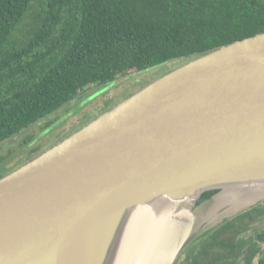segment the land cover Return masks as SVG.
Instances as JSON below:
<instances>
[{"label":"water","instance_id":"obj_1","mask_svg":"<svg viewBox=\"0 0 264 264\" xmlns=\"http://www.w3.org/2000/svg\"><path fill=\"white\" fill-rule=\"evenodd\" d=\"M254 186H264V33L163 74L3 175L0 264H118L139 209L157 214L167 201L180 205L157 215L146 263L160 264L169 246L178 264L264 202Z\"/></svg>","mask_w":264,"mask_h":264},{"label":"trees","instance_id":"obj_2","mask_svg":"<svg viewBox=\"0 0 264 264\" xmlns=\"http://www.w3.org/2000/svg\"><path fill=\"white\" fill-rule=\"evenodd\" d=\"M27 17L18 45L13 36ZM261 33L264 0H0V146L89 87L181 65ZM256 210L244 216L255 221L264 208ZM246 230L232 219L202 244L217 245L219 258L249 247L246 264H253L264 230L250 246L239 237Z\"/></svg>","mask_w":264,"mask_h":264},{"label":"rangeland","instance_id":"obj_3","mask_svg":"<svg viewBox=\"0 0 264 264\" xmlns=\"http://www.w3.org/2000/svg\"><path fill=\"white\" fill-rule=\"evenodd\" d=\"M28 19L27 17L25 22L13 36V40L18 45L20 41L24 40L27 30L29 29V24L27 23L30 19ZM178 65L180 66V63L177 61L165 66L150 69L146 72L135 71L131 74L130 79H123L116 86L106 88L102 86L89 87L77 100L67 104L61 110L43 119L41 122L29 128L26 132L22 133L17 141L11 142L10 140L5 142L6 144H2L0 146V174H8L11 172L10 170L14 171L18 169L25 164L30 156L37 157L44 151L55 146L103 112L125 100L163 74L177 68ZM258 203L260 204L253 205L250 209H246L245 212L232 218L241 228L247 229L239 237L252 236L255 228L260 223L264 222V212L258 213L259 216H257L255 221H250V219L247 218L248 216H244L253 210L258 211L256 209L262 207V204H264L263 201ZM195 244L197 243L189 246L186 253L192 251Z\"/></svg>","mask_w":264,"mask_h":264},{"label":"bare ground","instance_id":"obj_4","mask_svg":"<svg viewBox=\"0 0 264 264\" xmlns=\"http://www.w3.org/2000/svg\"><path fill=\"white\" fill-rule=\"evenodd\" d=\"M261 187L264 186H254V188H261ZM238 189H243V188H238ZM243 190L253 191V188H247ZM178 205L180 204H176L171 201L164 202L163 207L160 210L158 209L156 210L157 214H154L155 210H153V208L150 207L139 209V211L136 213L135 218L137 216L142 217L141 221H139V218L134 223L132 221L131 224L132 227L128 231L127 241L126 243L123 244V249L121 250L120 253V256L123 255L124 259H121L118 262V264H147L146 260L149 258L151 254L150 250L153 249L157 235L160 234L159 226L162 220L158 219L159 217H157V215L161 214L163 216L162 217L163 220L167 219L171 215V213L174 212V210ZM169 229L170 228H168V230ZM172 238H174V236H172ZM172 240H170V236H169L167 243H170ZM165 247L168 253H163L164 259L161 262H158L160 264H170L176 252V249L172 250L171 247L169 248V246H165ZM158 259L155 260L154 262L157 263Z\"/></svg>","mask_w":264,"mask_h":264},{"label":"flooded vegetation","instance_id":"obj_5","mask_svg":"<svg viewBox=\"0 0 264 264\" xmlns=\"http://www.w3.org/2000/svg\"><path fill=\"white\" fill-rule=\"evenodd\" d=\"M264 208V204H262ZM217 230V229H216ZM215 230V231H216ZM255 234V233H254ZM249 237H241L240 239H244L249 241V246L252 244L251 239H254L256 242H259L255 235ZM242 235V234H241ZM205 239H209L205 238ZM204 240H201L198 245H194V249L185 253L180 260L179 264H246L247 261V252L249 251V247L245 248L242 254H232L228 256H224V258H219L218 254H224V252L218 248L215 244L203 243ZM262 250L256 258H253V264H258L260 259L264 257V242L259 243ZM196 247V248H195ZM195 252V253H194ZM206 252H209L206 254Z\"/></svg>","mask_w":264,"mask_h":264},{"label":"crops","instance_id":"obj_6","mask_svg":"<svg viewBox=\"0 0 264 264\" xmlns=\"http://www.w3.org/2000/svg\"><path fill=\"white\" fill-rule=\"evenodd\" d=\"M212 234H213V233H212ZM212 234H211V235H212ZM211 235H209L208 237H210ZM208 237H205V238H208ZM205 238H203V239H201V240H204ZM201 240H200V241H201ZM197 243H198V242H197Z\"/></svg>","mask_w":264,"mask_h":264}]
</instances>
